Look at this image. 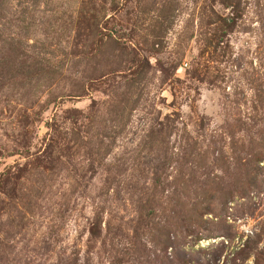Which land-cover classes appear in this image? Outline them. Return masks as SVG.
<instances>
[{
    "label": "rangeland",
    "instance_id": "374dc122",
    "mask_svg": "<svg viewBox=\"0 0 264 264\" xmlns=\"http://www.w3.org/2000/svg\"><path fill=\"white\" fill-rule=\"evenodd\" d=\"M1 3L0 31L22 53L14 59L0 38V149L14 144L11 122L27 110L37 114L26 126L30 151L52 139L55 158L0 155V174L10 168L0 191V264H180L183 256L264 264V190L225 197L234 177L253 174L239 162L264 151L254 135L264 128L255 91L264 88V0H240L238 9L219 0ZM93 3L104 16L98 50L77 23ZM232 14L235 25L216 45L218 16ZM134 50L147 60L138 76ZM39 58L55 71L11 76L28 75ZM161 127L162 144L149 137ZM204 193L213 197L200 203ZM149 196L156 214L144 224L139 208ZM191 206L210 208L193 226L197 243L181 220Z\"/></svg>",
    "mask_w": 264,
    "mask_h": 264
},
{
    "label": "trees",
    "instance_id": "16d2710c",
    "mask_svg": "<svg viewBox=\"0 0 264 264\" xmlns=\"http://www.w3.org/2000/svg\"><path fill=\"white\" fill-rule=\"evenodd\" d=\"M240 0H219V2L221 4H223L225 7H232V9H238V3ZM1 3V0H0ZM85 3V2H84ZM92 3V2H91ZM2 4V3H1ZM78 19H77V23L82 24L85 23L86 25L83 26V29H85V27L88 29V33L89 35L88 37H91V41H98L95 43V46H97V48L95 50H98L99 47V42L100 44H102V25H101V21L103 19V12L102 14H100V10L97 11L94 3L93 6L90 7H86V8H81L79 11V15H78ZM218 24H217V28L213 31V38L216 41V45H219L222 41H223V37L225 35H227L229 33V31L232 30L233 26L235 25V21L237 18V15H226L224 17H220L218 16ZM82 26V25H81ZM82 28V27H81ZM79 32V31H78ZM81 33V32H79ZM0 38H2V42L3 45H8V51L10 52V54L13 56L14 55V59L15 56L17 57L18 54L21 52V49L18 45L19 41H17L16 37L13 38H6L5 36H3L2 31H0ZM113 40V39H112ZM94 50V51H95ZM22 53V52H21ZM133 58L132 61L134 62V67L132 72L134 76H138L140 74V69L142 68L141 66L143 65V63H147V60H145L143 57L139 58L138 55L135 53V50L133 51ZM95 55V54H94ZM11 56V57H12ZM5 56H0V60L4 59ZM12 58V59H13ZM40 59V58H39ZM36 59V64L32 63L31 67H27L28 69V75L22 73L21 71H19V69L17 70V74L15 76V74L11 75L12 77H18L20 75L24 76L21 79L23 81L25 80H32L33 77H37L36 79H38L39 76H42L44 74H47L50 71H55V68L52 66V64L49 63H42V59ZM0 61V78L3 77V69H7L6 66H4L3 62ZM24 60H22L20 62L23 63ZM40 65H39V64ZM18 66V65H17ZM175 66V65H174ZM19 67H23L19 66ZM25 70V68H24ZM29 76V77H28ZM84 77L87 78V82L93 83L94 81H96L97 79L93 80L91 78V76L89 75H84ZM104 77V74H100L97 78L101 79ZM3 83L0 79V84ZM258 85V83H256V86ZM263 85L259 84L256 88V95L263 96V100H262V105H264V88H262ZM78 94H74V95H83V85H78L77 88ZM80 89V90H79ZM260 92H262L263 94H260ZM18 118L15 119L12 123V130L11 132L13 133H17L15 134L14 139L12 140L14 144H12L11 146H7L5 145L3 147V149H0V155L2 157H10L13 156L15 154H18L19 156H22L24 158H28V157H32V158H37V161L40 162L41 158H55L53 157V143H52V139L51 142H47L45 147L41 150H36L34 152L30 151V147H29V137L27 135V131H26V126L30 123H34L37 120V114L34 115V113H30L27 110H24L23 112L19 113V115L17 116ZM15 122L14 126L13 123ZM20 123V124H19ZM245 124V123H244ZM17 125V128L16 126ZM48 127L53 129L54 123H48L47 124ZM248 127V126H247ZM246 127V128H247ZM250 127V126H249ZM153 132L155 133H160V137H157L155 135H153V132L149 135V137L151 136V138H155L158 139L159 143H165L166 141V135L164 134V128H157V129H152ZM26 131V132H24ZM73 132V131H72ZM71 132V133H72ZM260 133V134H259ZM252 137H253V133ZM258 135L260 136V140L256 143V145H262L264 148V128L260 129L257 132H254V135ZM254 139V138H253ZM250 143H253L252 140L250 141ZM192 153H189L188 156H190ZM200 154V153H199ZM204 154V152H203ZM253 157L255 158L253 160V163H241L239 162V166H244L246 169L247 167L250 168V171L253 172V174L250 175H246L243 178L237 176L234 177V181L232 183V187H233V191H229L228 194H226V201H230L231 199H233L234 194H238L239 197H243V195L247 194L248 192L255 190L257 192H261L264 190V151H259L256 154L253 155ZM204 163V164H203ZM199 168H204L205 165H207L205 162H201V163H197ZM194 166H192L193 169ZM237 167V169H238ZM9 174H10V168H6L1 174H0V191L1 189L4 187V184L6 183L7 179L9 178ZM185 176V175H184ZM193 176V175H192ZM192 178V177H191ZM245 178V179H244ZM183 180L186 181V178L183 177ZM241 180L245 181V185L240 188V182ZM184 181V184L187 185ZM156 183V182H155ZM154 187H157V184H154ZM211 193V192H210ZM200 193H196V195H199ZM151 195H153L151 193ZM204 195H206L205 193L203 194V199L199 200L200 203L204 202L203 200L207 201L209 200V197H213V194H208L207 198H204ZM171 198V197H170ZM154 203V198L149 196L144 204L142 206H140V217L142 220V223L144 224H148L155 216L156 212H155V206L153 205ZM247 208H251V205H248ZM190 210V211H189ZM188 211H183V214L181 216V220L183 222V224H186V233H185V237L188 239L189 237V241H192L194 243H197V241L199 239H201V237L198 235V233L195 231V229H193V226H195L198 223L199 219H202L203 215H205V213H207L208 211H210V208L208 206H204L203 207V211L199 212V210H197V206H191L189 208ZM99 223V221H97L96 219L94 220L93 225H91V230L90 232L94 235H98V230H94V228L96 227L95 225ZM251 238L247 237V239L244 241V243L242 244V247L238 250L239 252L243 251L248 243V240H250ZM188 243V242H187ZM180 264H189V260L187 259V257L183 256L180 258ZM258 264V263H257Z\"/></svg>",
    "mask_w": 264,
    "mask_h": 264
}]
</instances>
